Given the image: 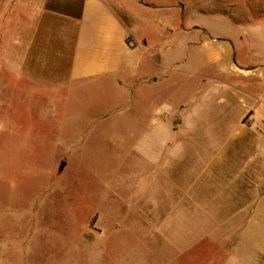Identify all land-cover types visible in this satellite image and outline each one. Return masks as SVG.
Segmentation results:
<instances>
[{"label":"rangeland","instance_id":"rangeland-1","mask_svg":"<svg viewBox=\"0 0 264 264\" xmlns=\"http://www.w3.org/2000/svg\"><path fill=\"white\" fill-rule=\"evenodd\" d=\"M138 2L153 10L134 14L139 33L148 43L149 58L141 64L140 55H134L132 60L142 67L133 70L126 57L120 76L132 75L135 79L145 73L158 82H128L120 86L103 81L61 88L37 84L33 88L45 90L44 93L23 95L22 91L12 93V84H8L12 80L11 68H3L0 264H93L94 252L123 253L131 249L126 228L130 232L137 229L135 222L155 219L164 213L152 211L151 204L142 197L152 182L148 178L153 174L152 163L163 153L159 152L160 143L171 137L167 130L159 128L146 131V123L155 121V116L179 121L176 115L166 118L164 109H192L190 117L196 125L178 130L180 141L167 150L171 165L161 173V183L171 193H184V188L195 187L206 174L208 144L201 141L203 134L208 139L206 126L212 124L209 133L218 136L214 139H232L236 134L234 124L216 126L221 120L208 118V93L198 95L199 88L208 87L200 83L204 76L213 74L209 54L200 45L208 36L215 37L236 55L231 59H236L233 68H238L237 74H260L255 66L264 64V0ZM20 12L22 16L27 14L23 9ZM2 28L0 23V38ZM3 46L1 40L0 47ZM3 55L1 52L0 57ZM184 58L187 64L170 69V62ZM253 86V82L247 83L240 88L242 93L224 99L240 107L243 103L248 105L250 102L244 97L253 95ZM142 90L150 93L149 99L135 98V92ZM258 92L255 105L261 117L256 118L255 125L264 120V89L259 88ZM251 113L233 107L226 117L229 123L249 129L255 122L251 121ZM197 126L204 130L196 131ZM258 129L264 136V130ZM238 139L228 144L227 154L232 157L238 151L237 158L247 160V167H258L264 173L263 149L254 154L256 144L248 147L246 141ZM198 156L204 157V161H198ZM62 162L66 166L60 171ZM237 166L225 165L224 173L227 172L218 178L225 194L235 188L233 175L228 178L226 174L240 169ZM261 182L264 190L263 178ZM249 235L252 240L253 234L246 237ZM250 247L247 254L261 251L258 243Z\"/></svg>","mask_w":264,"mask_h":264},{"label":"crops","instance_id":"crops-1","mask_svg":"<svg viewBox=\"0 0 264 264\" xmlns=\"http://www.w3.org/2000/svg\"><path fill=\"white\" fill-rule=\"evenodd\" d=\"M22 9L27 11L24 16L20 12ZM150 10L153 11L150 5H142L138 0H0V23L3 27L0 39L4 42L0 47V53H4L3 58L0 57V75H3V68L10 67L12 80L8 84H12V93L22 91L23 95L44 93L45 90L33 88L37 84L61 88L103 81L117 82L120 86L128 82L133 85L139 81L158 82L157 78L145 73L136 80L132 75L120 76L126 57L132 69L142 67L132 60L134 55H140L141 64L149 58L148 43L139 33L134 14ZM223 43L211 36L201 42L203 52L209 54L213 74L204 76L200 83L208 87L199 88L197 92L198 95L208 93V118L220 119L221 124L216 126L234 124L236 134L232 139H214L218 136L209 133L212 124L206 126L208 139L201 135V141L206 146L208 144L206 174L195 187L184 188V193L180 190L171 193L170 188L161 183V173L171 165V157L166 154L180 141L177 131L196 126L190 117L192 109L186 108L183 112L179 111L181 107L164 109V116L169 119L170 115H176L178 123L165 121L160 116H155L153 122H147L146 131L159 128L171 135L160 143L159 152L163 153L152 163L153 174L148 176L152 182L147 185L146 195L142 196L151 204L152 211L164 213L155 219L135 222L133 226L137 229L130 232L126 228L124 232L130 236L131 249L123 253L117 250L94 252L93 264H264V190L260 187L264 173L258 167H247V160L237 158L238 151L232 157L227 154L228 144L238 138L246 141L248 147L256 144L254 154H259L260 148L264 152V136L258 129L264 130V120L255 125L256 118L261 117L256 111L255 100L258 89H264V64L255 66L257 72L260 70L256 76L237 74L238 68H233L236 59H231L236 55ZM134 44L143 45L133 48ZM155 47L156 51L157 45ZM185 64L186 58L173 61L170 69L181 68ZM252 82L255 84L253 95L244 97L250 102L248 105L243 103L240 107L224 99V96L242 93L240 88ZM0 89L5 92L3 86ZM134 96L149 99L150 93L142 90L135 92ZM233 107L240 108L241 112L244 109L252 111L254 126L245 129L239 124L229 123L226 116ZM197 127L194 128L196 131L204 130ZM253 131L257 132L256 135L252 134ZM244 144L241 143L242 146ZM197 160L202 162L204 157L198 156ZM231 163L240 169L232 168L233 171L226 174L228 178L233 175L235 188L230 194H225L218 178L227 172L224 173V166ZM159 195L161 197L156 198ZM114 227L120 228L116 224ZM248 233L253 234L252 240L250 235L246 237ZM256 243L261 251L247 254L248 248Z\"/></svg>","mask_w":264,"mask_h":264},{"label":"water","instance_id":"water-1","mask_svg":"<svg viewBox=\"0 0 264 264\" xmlns=\"http://www.w3.org/2000/svg\"><path fill=\"white\" fill-rule=\"evenodd\" d=\"M66 166V162H62L60 165V171H63Z\"/></svg>","mask_w":264,"mask_h":264}]
</instances>
